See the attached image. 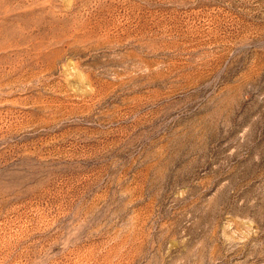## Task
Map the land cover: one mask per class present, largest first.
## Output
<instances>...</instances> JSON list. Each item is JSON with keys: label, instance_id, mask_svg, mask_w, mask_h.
<instances>
[{"label": "rangeland", "instance_id": "1", "mask_svg": "<svg viewBox=\"0 0 264 264\" xmlns=\"http://www.w3.org/2000/svg\"><path fill=\"white\" fill-rule=\"evenodd\" d=\"M0 264H264V0H0Z\"/></svg>", "mask_w": 264, "mask_h": 264}]
</instances>
